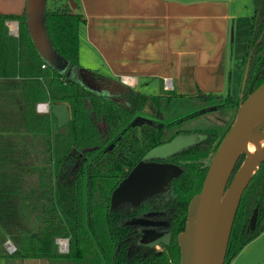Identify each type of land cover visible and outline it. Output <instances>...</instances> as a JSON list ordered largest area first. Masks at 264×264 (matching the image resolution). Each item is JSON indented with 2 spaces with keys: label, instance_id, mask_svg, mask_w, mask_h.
I'll list each match as a JSON object with an SVG mask.
<instances>
[{
  "label": "trees",
  "instance_id": "trees-1",
  "mask_svg": "<svg viewBox=\"0 0 264 264\" xmlns=\"http://www.w3.org/2000/svg\"><path fill=\"white\" fill-rule=\"evenodd\" d=\"M251 2L253 14L246 53L249 68L243 99L264 82V0ZM27 19L26 2L22 14L0 15V57L6 58L10 68V76L0 81V257L8 254L4 244L10 241L15 247L10 255L45 258L52 264H102L97 247L108 264H177L179 254L173 248L169 256L151 253L132 261L123 252L120 254V239L113 234L117 229H111L104 205L98 204V199L106 200V195H97L102 187L97 186V171L93 169L96 150L109 143L117 145L102 156V165H111L118 171L124 164L133 166L148 151L169 140V129L212 111L234 109L235 114L240 97L198 90L185 99L201 110L169 123L143 118L135 122L133 116L146 107L157 117L165 103L184 97L173 91L145 94L97 70L83 69L78 47L83 15L67 0H45L44 29L52 47L67 68L75 73L87 71L103 87L101 91L89 89L76 76L51 68L41 58L31 40ZM6 20L17 21V37L3 35ZM45 101L67 104L69 122L52 130L49 115L35 112L36 103ZM212 103L217 105L209 106ZM229 127L221 135L215 129L206 130L194 148L165 160L178 167L170 189L175 199L172 205L179 215L172 236L175 243L176 235L185 226L187 205L200 191L208 169V163L202 161L213 156ZM242 160L243 155L229 182ZM114 183L116 180L111 184ZM256 205L264 212L262 167L243 192L224 264H230L244 245L263 232L261 221L255 231L244 230ZM119 232L121 240H125L126 231ZM57 238L68 239L67 253L56 250Z\"/></svg>",
  "mask_w": 264,
  "mask_h": 264
},
{
  "label": "crops",
  "instance_id": "crops-1",
  "mask_svg": "<svg viewBox=\"0 0 264 264\" xmlns=\"http://www.w3.org/2000/svg\"><path fill=\"white\" fill-rule=\"evenodd\" d=\"M68 1V0H67ZM25 0H0V15H20ZM84 17L79 26V63L83 69L118 79H135L139 91L159 83L158 92L173 91L181 97L197 91L237 97L246 65L251 18L231 10L234 0H74ZM4 21L3 35L11 34ZM0 57V81L10 76L9 63ZM228 77L230 79L227 85ZM10 79V78H8ZM165 79L172 88L167 89ZM3 89V88H2ZM0 90L3 94V90ZM239 91V90H238ZM237 91V92H238ZM240 95V94H239ZM49 103L50 110L53 102ZM67 105V104H66ZM50 127L56 128L49 113ZM54 127V128H53ZM5 249V247H4ZM6 250V249H5ZM7 252V251H6ZM8 253V252H7ZM0 264H52L40 257L9 253Z\"/></svg>",
  "mask_w": 264,
  "mask_h": 264
},
{
  "label": "water",
  "instance_id": "water-1",
  "mask_svg": "<svg viewBox=\"0 0 264 264\" xmlns=\"http://www.w3.org/2000/svg\"><path fill=\"white\" fill-rule=\"evenodd\" d=\"M68 2L72 9L76 8L74 0ZM44 4L45 0H26L27 28L38 54L51 68L69 77L76 76L87 88L94 90L98 85L102 87L87 71L75 73L67 68L65 61L53 49L44 29ZM248 68L249 58L239 95L241 101L234 120L211 157L200 191L189 201L184 229L177 236L180 250L178 264H224L241 196L260 164L264 162V82L243 99ZM50 111L57 127L69 122L70 112L65 103H53ZM246 143L254 145L251 154L240 152ZM162 148L172 151L174 145ZM242 155L243 160L229 182L236 162ZM177 173L178 169L171 164L136 165L113 191L112 206L125 201L136 205L147 197L164 191L168 181ZM255 217L256 210L250 220L252 227Z\"/></svg>",
  "mask_w": 264,
  "mask_h": 264
},
{
  "label": "flooded vegetation",
  "instance_id": "flooded-vegetation-1",
  "mask_svg": "<svg viewBox=\"0 0 264 264\" xmlns=\"http://www.w3.org/2000/svg\"><path fill=\"white\" fill-rule=\"evenodd\" d=\"M96 90L101 91L103 89L102 87H97ZM145 111L149 112V116H146L144 118L141 114L144 113ZM212 112H218V111H212ZM153 115L154 112L150 110L148 107H146L141 112L134 115L133 120L135 122H138L140 118H143V119L159 121L158 117L160 116V114L157 117ZM210 129H215V128H207L205 130H193V131L180 129L173 132L170 131L173 129H169V131L167 132V138H169V140L167 142H164L161 145L148 151L133 166L124 164L119 171L114 169L111 165H102V163L104 162L102 156L105 155L106 152L114 150L115 147H117V145L109 143V145H105L104 147L96 150V154H95L96 159H94L93 169L97 171V177H96L98 183L97 186L100 188L102 187L101 188L102 192L101 190H99L97 195L99 197H103L104 195H106V200L98 199L99 201L98 204L102 202V204L104 205L103 211L106 212L107 222L110 224L111 229L113 228L117 229V231L113 233L116 236V238L120 239L119 246L117 248L120 249V254L123 252L124 257L129 261L146 258V255L151 253L156 255L163 254L165 256H169L170 254L169 249L172 248L176 252L178 250L179 260H180V250L177 243V236L179 233L176 235V243L172 240V236L177 227L176 216H178L179 219V215L176 213V208L175 206L172 205L175 199L172 197V194L170 193L173 180L175 179L176 176H174L168 181L164 191L156 193L150 197H147L146 199L140 201L136 205H134L130 201H125L117 204L116 206H112L111 195L113 191L119 186L122 180H124L128 176V174H130V172L134 169V167L140 163L171 164L178 169V167L175 164L167 163L165 162V160L184 149L194 148L196 144L203 137V133L206 130H210ZM169 133H171V135H169ZM222 133L219 132V135H221ZM196 135L198 136V139L192 141V136H196ZM170 144L174 145V149L172 151L170 150L171 147L169 148L170 151L164 150L162 148L165 145H170ZM208 160L210 162L211 158ZM89 162L90 161H88V164ZM202 162L204 163V160ZM263 165L264 162L260 164L258 171L261 169V167H262V171L264 170ZM113 180H116V183H114V185L111 184ZM105 183H108V187H103ZM242 196L235 213L234 221L238 215L239 206L242 201ZM97 209L100 210V205H97ZM254 210H256V217H255L254 226L252 227L250 220L252 218ZM246 220L247 223L244 230L246 232H253L259 225V223H257L258 221H261L262 225H264V212L259 211V207L258 205H256L252 209L250 215ZM119 231H126L125 240H121ZM157 235L160 236V238L162 236L161 240ZM156 236L157 238L154 239L153 237ZM97 251L102 264H108L106 258L100 252L98 247H97ZM111 264H113V262Z\"/></svg>",
  "mask_w": 264,
  "mask_h": 264
},
{
  "label": "rangeland",
  "instance_id": "rangeland-1",
  "mask_svg": "<svg viewBox=\"0 0 264 264\" xmlns=\"http://www.w3.org/2000/svg\"><path fill=\"white\" fill-rule=\"evenodd\" d=\"M231 10L233 11L242 10L249 17L250 15L253 14V5L251 0H234L233 4L231 5ZM249 18H251V16ZM243 75L244 72L242 73V76ZM99 86L100 85H98L97 87ZM159 87L160 84L155 83L153 85H150L148 88L142 87L140 91L141 92L153 91V93H156L158 92ZM241 87H242V81L240 82L239 89H237V91L238 90L239 91L238 92L235 91L236 93H238L237 97H239V94L241 93ZM227 94L228 93L225 91L224 96ZM231 95H233L232 92ZM213 105H217V103H212L209 106H213ZM201 109L202 107L194 105L186 99L175 98L170 103H165L161 107L160 116L158 117V120L161 121L162 123L171 122L183 117L184 115L191 114ZM141 115L145 118L146 116H149V112L145 111ZM233 120H234V109H227L223 111L207 113L198 116L196 118L190 119L189 121L173 128V130L170 131L173 132L180 129L193 131V130H205L207 128H215L220 133H222L233 122ZM169 135H171V133H169ZM196 139H198L197 135L192 136V141ZM208 162H209L208 159L204 160V163H208ZM57 239H61V238H57ZM56 250H57V245H56ZM230 264H264V231L260 233L256 238L249 241L246 245H244L243 248H241L237 252V254L231 259Z\"/></svg>",
  "mask_w": 264,
  "mask_h": 264
},
{
  "label": "built area",
  "instance_id": "built-area-1",
  "mask_svg": "<svg viewBox=\"0 0 264 264\" xmlns=\"http://www.w3.org/2000/svg\"><path fill=\"white\" fill-rule=\"evenodd\" d=\"M8 28H9V31L11 34L17 35V33H18L17 24L9 23ZM41 67L45 68V65H42ZM120 82L126 86L133 87L135 79H133L131 77H121ZM164 82H165V86L167 89L172 88V83L169 79H165ZM36 109L38 112H41V113H49L50 104L49 103H39V104H37ZM55 243L57 245V251L59 253H67V251H68V239H66V238L56 239ZM4 247L9 254H11L15 250V247L13 246V244L10 241H7L4 244Z\"/></svg>",
  "mask_w": 264,
  "mask_h": 264
},
{
  "label": "bare ground",
  "instance_id": "bare-ground-1",
  "mask_svg": "<svg viewBox=\"0 0 264 264\" xmlns=\"http://www.w3.org/2000/svg\"><path fill=\"white\" fill-rule=\"evenodd\" d=\"M254 145L250 144V143H246L244 144L241 149L240 152L245 153V154H251L253 151Z\"/></svg>",
  "mask_w": 264,
  "mask_h": 264
}]
</instances>
